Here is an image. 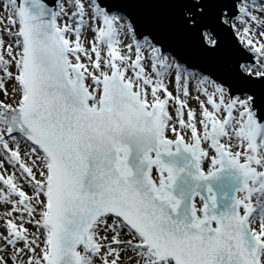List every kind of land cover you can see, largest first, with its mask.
<instances>
[{
	"label": "snow or ice",
	"instance_id": "6c2138e0",
	"mask_svg": "<svg viewBox=\"0 0 264 264\" xmlns=\"http://www.w3.org/2000/svg\"><path fill=\"white\" fill-rule=\"evenodd\" d=\"M0 264H264V0H0Z\"/></svg>",
	"mask_w": 264,
	"mask_h": 264
}]
</instances>
